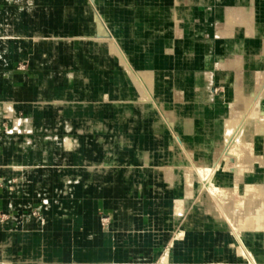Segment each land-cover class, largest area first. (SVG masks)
I'll return each instance as SVG.
<instances>
[{"label":"rangeland","instance_id":"1","mask_svg":"<svg viewBox=\"0 0 264 264\" xmlns=\"http://www.w3.org/2000/svg\"><path fill=\"white\" fill-rule=\"evenodd\" d=\"M3 1L6 6L0 4L1 11L12 14L14 7L21 8L27 28L11 35L10 19L3 23L0 35L4 43H15L0 50V68L6 70L0 72V80H5L7 95L14 93V97L2 99L5 110L0 111V139H5L6 148L5 156L0 153V191L7 193L6 198L0 195V204H18L26 213L22 219L26 227L36 219L38 249H68L70 255L82 252L87 261L93 260L89 255L101 254V259L117 264L122 260L128 262L125 264H191L188 257L185 260L189 253L196 256L194 264H242L233 227L239 212H232L234 223L229 221L207 191L216 175L236 176L256 169L264 179V155L250 150L239 157L232 141L238 134L244 140L247 131L257 127L258 117L264 120V22L260 15L254 18L260 29V48L254 56L260 66L251 73L253 82H243L245 71L240 67L235 73L238 81L224 76L221 83L218 58L210 66L193 67L180 62L188 60L182 48L176 49L177 66L175 52L168 48L167 61L155 65L158 58L148 55V64L139 66L133 55L134 65L129 61L131 70H124L115 56L116 47L126 57L123 47L130 45L112 32L116 14L103 18L99 0H18L22 2L16 6L14 0ZM118 1L123 8L125 3ZM65 4L70 7L63 8ZM134 4L139 10L141 0ZM46 20L55 27H45ZM100 26L105 35L96 32ZM119 28L115 25V30ZM96 37L106 43L93 41ZM131 37L132 42L142 40L135 34ZM151 39L156 40L152 47L163 45L154 35ZM233 42L230 53L240 58L245 53L243 42ZM193 52L188 50L187 55ZM197 52L205 55L206 50ZM13 72L20 81H14ZM204 72L212 73L206 82ZM226 92L229 95L223 97ZM29 116L35 131L16 133L24 127L19 130L15 120L25 121ZM229 126L233 137L226 143ZM67 138L75 143L74 153L65 151ZM120 151L132 159L116 157ZM113 154L116 159L106 161ZM33 164L42 169L25 170ZM204 173L208 174L204 177ZM188 175L194 180L195 194L182 193L180 205H176L179 196L172 187L180 188ZM182 189L191 188L186 182ZM231 191L230 203H238L239 192ZM79 201L84 206L82 216L72 208ZM66 205L69 209H62ZM53 206L58 208L52 210ZM194 210L203 214L193 220ZM11 211H0L1 221H11ZM53 214L54 218L65 217L66 224L59 225L54 219L51 226L46 219ZM78 216L84 221L81 225ZM203 221L210 229L199 227ZM222 224L224 229H220ZM23 228L21 251L27 252L31 247L25 241L33 237ZM12 243L6 242V251ZM216 256L221 259L215 260Z\"/></svg>","mask_w":264,"mask_h":264},{"label":"crops","instance_id":"2","mask_svg":"<svg viewBox=\"0 0 264 264\" xmlns=\"http://www.w3.org/2000/svg\"><path fill=\"white\" fill-rule=\"evenodd\" d=\"M17 1L18 0H14L12 5L16 6L18 3L20 4L22 2L17 3ZM99 1V12L103 18L109 19L113 12L116 14L113 18L114 22H110L113 25L111 30L114 33H119L122 41L124 40L127 41V44L129 43L130 46L123 47V50L125 51V55L131 64L134 65V63H132L134 56L135 63L139 66L142 64L143 66L148 64L146 59L148 55L158 58V62H155V65L159 64V62L161 63L162 60L167 61L165 52L169 48L175 52V66L180 64V62H183V64H190L193 67L210 66V61L215 57L219 59L217 65L218 68H221V71L218 73L220 76L219 81L221 83H224V81H222V77L224 76H231L232 81H238V77L235 73L240 67L245 71L244 75L241 77L243 82H253L252 74L260 66L258 62L259 60H257L254 56L258 53L260 48V29L254 18L257 15H260L264 22V0H217L218 5L216 6H214L215 0H141V7L139 10L136 9L134 0H120L125 3L123 8L118 7V0ZM0 4L6 6V2L3 0H0ZM105 5H108L109 8H103ZM69 7V4H65L63 8ZM14 9L15 10L12 13L13 15L3 10L0 12V17L7 18V21L11 19L10 24L15 25L17 22L16 14L17 12L20 14V11L22 10L19 7H14ZM115 25H120L119 31L117 29L115 30ZM16 26L17 25H15V27ZM0 27V35H2L4 26ZM15 27L10 25V34H17L21 32H17ZM131 34H135L138 37L141 36L142 40L132 42ZM151 34L163 42L161 47H156L155 45L152 47V42H156V40L151 39ZM183 34L188 35L184 36ZM194 35L199 39L202 38L203 41L194 40ZM180 40H182V42ZM235 40L243 42L245 49V53L243 56H240V58H237L235 55L230 53V49L234 43L233 41ZM171 41H173V43L169 44ZM8 44L15 45L14 42L4 43L3 38L0 37V50H4ZM173 44H175L174 48H172ZM150 46L154 51L152 49L150 50ZM177 48L183 49V55L188 58L186 62L183 60L180 62L176 61ZM130 49L132 51H130ZM197 49H205V55H203L204 53L199 54ZM135 50L138 52L135 53ZM188 50H193L194 52L189 56L187 55ZM227 65H229V67L226 69ZM0 72H6V70L0 68ZM203 74L206 82L212 73L204 72ZM1 75L2 73H0V77ZM15 75V72H13L14 81H20V79H17ZM248 76L251 77L249 78ZM7 97H14V93L7 95L5 91V80H0V103L3 105V109L0 111L2 112L5 110L6 102L2 99ZM22 128L23 126H21L19 130ZM33 128H35L34 125ZM23 129L26 128L24 127ZM23 129L21 131H17L16 133H22L28 130ZM4 143L5 139H0V153L3 156L6 155ZM35 157H33L31 161H34ZM3 176L5 177V175ZM6 194V191H0V195L5 198ZM7 204L8 202L0 204V211L4 213L5 210H13V212L11 211L13 218L11 221L7 222H3V220L1 221L0 219V264H4L5 262H10L12 264H101L105 261L101 259L103 256L101 254H92V256L89 255V257H92L93 260L91 259L90 261H87L85 260V254L82 252L70 255L68 249H38V242L40 239H38L37 231L34 228L36 219L33 220L32 224L26 227L27 224L23 223L22 220L26 213L20 211L21 207L18 204L11 207H8ZM57 208L58 207L54 208L53 206L52 210ZM63 208L64 210L69 209L67 205L64 207L62 206V209ZM72 208L78 209V211L80 210L81 216L85 214L83 211L84 206L82 201L77 202ZM81 216L77 217L78 224L80 225L84 223ZM54 219L58 220L57 222H59V225L63 226L66 224L65 217L58 216L54 218V214L46 220H50L51 226H53ZM23 226H25L26 231H30L31 236L33 237L30 240L25 241L26 244H30L31 247L27 252L21 251L23 246ZM12 235H14V237L11 238ZM63 240L64 239L62 237V241ZM8 241H12L13 243L10 244V249L6 251L5 244ZM185 252L189 253L188 249L185 250ZM202 252L207 254L204 250L201 251V253ZM187 257L189 258L187 261H191V264H194V257L196 256L193 254L190 255L189 253L186 255L185 260ZM206 258H208L207 255ZM217 258L219 257L216 256L215 260H217ZM219 259H221V257ZM106 263L117 264V262H109L108 260L104 262V264ZM125 263L128 262L122 260V262L120 261L118 264Z\"/></svg>","mask_w":264,"mask_h":264},{"label":"bare ground","instance_id":"3","mask_svg":"<svg viewBox=\"0 0 264 264\" xmlns=\"http://www.w3.org/2000/svg\"><path fill=\"white\" fill-rule=\"evenodd\" d=\"M37 1V0H36ZM94 3H96L98 0H92ZM65 2V1H64ZM60 5V4H58ZM60 7V6H59ZM28 8V7H27ZM49 9V8H48ZM61 9V8H60ZM34 10V9H33ZM18 11V10H17ZM26 11V10H25ZM2 12V11H1ZM38 12V11H36ZM59 12V10H58ZM61 12V11H60ZM24 15L23 11H20V14L17 12L16 14V24L17 25L15 27L14 24H10L11 26H14L18 31H21L20 33H17V35L22 34L25 30V27L27 28L24 20L22 19V16ZM36 15V14H35ZM96 15V13H95ZM6 16V14H5ZM4 16V17H5ZM29 16V15H28ZM100 16V15H99ZM25 17V16H24ZM23 17V18H24ZM101 17V16H100ZM37 19V18H36ZM49 20V19H48ZM7 21V18H3L0 17V26H3V23ZM38 21V20H37ZM96 21V20H95ZM99 21V20H98ZM103 21V20H102ZM101 22V21H100ZM104 22V21H103ZM34 23V22H33ZM38 23V22H36ZM34 24L32 27L35 29L37 24ZM60 24V23H59ZM108 24V23H107ZM86 25V24H85ZM95 25V24H94ZM98 25V23H97ZM96 25V26H97ZM105 25V24H104ZM50 26H53V22H49V21H45V27L50 28ZM69 26V25H68ZM61 27V26H60ZM63 27V25H62ZM1 28V27H0ZM24 28V29H23ZM19 29V30H18ZM21 29V30H20ZM108 29V28H107ZM13 30V28H12ZM46 32L51 30V29H45ZM66 31V30H64ZM104 29L102 26H100V28L98 27V30H96L97 33L99 34H103L104 33ZM109 31V30H108ZM111 31V30H110ZM109 31V32H110ZM31 32V31H30ZM61 32V31H60ZM106 32V31H105ZM15 33V32H14ZM75 33V32H74ZM29 34V33H28ZM11 35H15L16 34H11ZM71 35V34H70ZM80 35V34H79ZM105 35V33H104ZM107 35V34H106ZM112 35V34H111ZM185 36V35H184ZM104 37V36H103ZM118 37V36H117ZM97 38V37H96ZM94 39L93 41L97 42V43H106L105 40L102 39ZM113 38V37H112ZM22 39V38H21ZM39 39V38H38ZM111 39V38H110ZM32 40V39H30ZM112 41H115L114 39H111ZM107 41V40H106ZM38 42V41H36ZM111 42V41H109ZM27 43V42H26ZM111 44V43H110ZM108 45V44H107ZM106 50V49H105ZM109 50V49H108ZM107 50V51H108ZM39 54V52H38ZM113 54V53H112ZM92 55V54H91ZM116 58L118 57L121 60V64L124 68V70H126L127 72L129 70H131L130 68V63L129 61L126 59V57H124V53L120 50L119 46L116 47ZM94 57V56H93ZM109 57V56H108ZM37 59V58H36ZM114 59V58H113ZM116 60V59H115ZM118 61V60H117ZM110 66V65H109ZM264 68V67H263ZM259 74V73H258ZM72 79V78H71ZM132 80V79H131ZM124 81V80H121ZM133 83V82H132ZM134 87V86H133ZM125 89V88H124ZM106 92V91H105ZM109 92V91H108ZM129 92V91H128ZM122 94V93H121ZM227 92L226 94H223L224 96H227ZM162 95V94H161ZM159 96V95H158ZM101 99V98H100ZM117 99V98H116ZM95 100V99H94ZM110 100V99H109ZM103 101V100H102ZM126 101V100H125ZM163 101V99H162ZM83 103V102H81ZM94 103V102H93ZM127 103V102H126ZM117 104V103H116ZM125 104V103H124ZM129 104V103H128ZM147 104V103H146ZM64 105V104H63ZM220 106V104H219ZM226 106V104H225ZM14 107V106H13ZM16 107V106H15ZM228 107V105H227ZM117 108V107H116ZM148 108V107H147ZM224 108V107H223ZM226 108V107H225ZM224 108V109H225ZM217 109V108H216ZM215 109V110H216ZM107 109L106 113L109 112ZM105 111V110H104ZM133 111V110H132ZM7 112V111H6ZM143 112V111H142ZM147 113V110H146ZM218 113V112H217ZM212 114V113H211ZM219 114V113H218ZM124 115V114H123ZM117 116V115H115ZM14 117V116H13ZM8 118V117H7ZM179 118V117H178ZM185 118V117H184ZM124 119V118H123ZM258 122H257V127H255V129H251L250 131H247V133L245 134V139L240 141V135L238 134L237 136H235V138L232 140L233 141V148L236 149V154L240 157L242 155L247 154V152H250V150H252V154H256V155H264V120H262L260 117H258ZM114 120V119H113ZM26 121V122H25ZM15 120V125L18 127H25L28 130H32L33 129V123H34V119L33 117L29 116L27 120ZM115 121V120H114ZM120 121V119H119ZM123 121V120H122ZM14 122V121H13ZM215 126V125H214ZM124 127V126H123ZM151 127V126H149ZM183 128V127H182ZM201 128V127H200ZM177 129V128H176ZM224 129V128H223ZM185 130V129H183ZM190 130V129H189ZM220 130V129H219ZM233 127L229 126L227 127V132L225 134V142L228 143L230 141V139L233 137V135L231 134L233 131ZM186 131V130H185ZM244 131V130H243ZM203 132L201 131V134ZM223 133V131H222ZM155 134V133H154ZM158 134V133H156ZM215 134V133H214ZM183 135V134H182ZM196 135V134H195ZM199 135V134H197ZM204 136V135H203ZM208 136V135H207ZM213 136V135H212ZM209 137V136H208ZM214 139V136L212 137ZM160 139V138H158ZM199 139V138H197ZM210 139V138H209ZM167 140V139H166ZM189 140V139H188ZM187 140V142H188ZM124 141V140H123ZM122 140H120V142H123ZM165 141V140H164ZM128 142V141H127ZM201 142V141H200ZM125 143V142H124ZM194 143V141H193ZM209 143V142H208ZM195 144V143H194ZM214 144V143H213ZM77 145V144H76ZM111 145V144H110ZM197 145V144H196ZM104 146V145H103ZM121 146V145H120ZM130 146V145H129ZM214 146V145H213ZM65 151L68 153H74L75 152V143L73 140H71L70 138H67L65 140ZM124 147V145H123ZM198 147V145L196 146ZM125 148V147H124ZM204 148V147H203ZM212 148V147H211ZM139 149V148H138ZM210 149V148H209ZM249 150V151H248ZM263 151V153H261ZM148 152V151H147ZM257 152V153H256ZM139 155V154H138ZM125 157V158H130V155L126 153V151H120L119 153H117L116 157ZM210 156V155H209ZM115 155L113 154L111 158H109V156L107 157L106 161H110L113 162L116 159ZM36 158V157H35ZM87 158V157H86ZM58 159V158H57ZM132 159V158H130ZM147 158H145L143 161H145ZM39 160V159H38ZM37 160V161H38ZM126 160V159H125ZM211 160V159H210ZM36 162V161H35ZM39 162V161H38ZM104 162V161H103ZM206 162V161H205ZM37 163V162H36ZM102 163V162H101ZM105 163V162H104ZM38 164V163H37ZM48 164H51V162H49ZM143 164V163H141ZM155 164V162H154ZM41 165H43L41 163ZM128 165V164H127ZM117 167V166H116ZM150 167V166H149ZM28 169H25L26 171H28L29 173L32 170H38V166H35L34 164L31 165L30 167H27ZM132 168V166H131ZM20 169V168H19ZM35 170V171H36ZM123 170V169H122ZM127 170V168H126ZM116 171V170H115ZM150 171V169L148 170ZM154 171V170H153ZM103 173V171H101ZM114 172V171H113ZM134 172V171H133ZM146 172V171H145ZM151 172V171H150ZM218 172V171H217ZM130 173V172H129ZM147 173V172H146ZM231 173V172H230ZM101 174V173H100ZM112 174V173H111ZM117 174V173H116ZM203 174V173H202ZM208 173H204V177L207 175ZM102 175V174H101ZM130 175V174H129ZM140 175V174H139ZM216 174H214L213 176H215ZM99 176V174H98ZM128 176V175H127ZM152 176V175H151ZM220 176V175H219ZM218 175H216V179H210V187L208 188V196L213 198L214 201H216V203H218L219 207H221L222 211H224V213L226 214V216L228 217V220L234 223V214H232V212L234 213H238L239 212V219L237 220V222H235L233 225L234 227V231L237 234V244L239 245L240 249H239V255L241 258V261L243 262L242 264H264V179L262 180V178L259 175V172L256 171V169H249L247 171H245V173H240L237 174L236 176L234 174H226L224 176H222L221 178H219ZM111 176V180H112ZM132 177V175L130 176ZM188 178H185V183L181 181V183L179 185H181V187H172V189L174 192L177 193V195L179 196V200L176 202V205H180V200L181 198H183V195L181 196L182 193H190V194H195V188H193V183L194 180L191 179L192 175H188ZM138 178V177H137ZM196 178V177H195ZM131 179V178H130ZM234 179V180H233ZM186 182L188 184V187L191 188L190 190H185L182 189L184 186H186ZM134 183V182H133ZM134 185V184H133ZM129 186V185H128ZM204 186V185H203ZM234 188V191H238L239 192V197H240V201L237 203H230V196H231V190ZM198 190V189H197ZM175 193V194H176ZM212 200V202H213ZM206 208V207H205ZM229 208V212L228 209ZM196 209V207H195ZM169 210V209H168ZM195 212L193 213V220L195 217L199 216V214H203V212H198L197 210H194ZM47 216V215H46ZM205 216V215H204ZM207 217V216H206ZM208 219V218H207ZM189 220V218H188ZM200 220V219H199ZM195 225V224H194ZM205 225H207V223L205 221H203L202 223H200V228L202 229H210L209 227H206ZM113 226V225H112ZM196 226V225H195ZM224 224H222L220 226V229H224L225 227H223ZM193 227V226H192ZM192 229V228H191ZM219 230V229H218ZM185 231V230H184ZM109 232V231H108ZM219 232V231H218ZM116 233V232H115ZM221 233V232H220ZM184 232L182 231L181 235H183ZM231 234V233H230ZM200 235V234H199ZM207 235V234H206ZM225 235H227L225 233ZM195 236V235H194ZM193 236V238H194ZM208 236V235H207ZM199 237V236H198ZM232 237V236H231ZM229 237V238H231ZM235 237V238H236ZM203 238V237H202ZM209 239V238H208ZM228 239V238H227ZM202 240V239H201ZM181 241V240H180ZM199 241V240H198ZM206 241V240H205ZM227 241V240H226ZM231 241V240H230ZM227 246L228 249L231 245H229V242H227ZM203 245V244H202ZM245 247V249H244ZM235 248V247H234ZM237 250V249H236ZM248 253H247V252ZM200 253V252H199ZM249 254L251 256V260L248 258L247 254ZM172 255V254H171ZM161 261V260H160ZM163 261V260H162ZM161 261V262H162ZM228 261V260H227ZM160 262V263H161ZM166 260L163 262L165 263ZM229 262V261H228ZM169 264V263H168ZM235 264V263H234Z\"/></svg>","mask_w":264,"mask_h":264}]
</instances>
